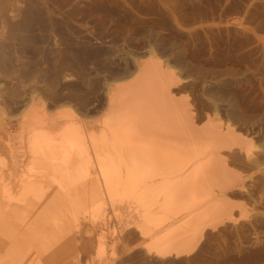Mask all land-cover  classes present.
I'll return each instance as SVG.
<instances>
[{
    "label": "rangeland",
    "instance_id": "374dc122",
    "mask_svg": "<svg viewBox=\"0 0 264 264\" xmlns=\"http://www.w3.org/2000/svg\"><path fill=\"white\" fill-rule=\"evenodd\" d=\"M148 58L175 75L172 100L187 103L201 139L210 120L223 132L231 126L244 142L216 143L224 165L239 176L234 187L214 189L232 219L206 227L191 254L157 256L170 240L191 236L177 230L202 209L190 195L195 187L177 198L184 176L145 162L140 173L150 189L142 196L118 189L103 193L101 207L52 212L42 205L40 227L21 211L15 224L31 233L0 237L10 238L0 240V264H264V0H0L3 186L47 167L29 151L23 123L29 107L51 123L72 111L81 128L99 124L113 92ZM90 155L93 166L76 175L78 182L99 174ZM145 209L152 216L146 236L139 227Z\"/></svg>",
    "mask_w": 264,
    "mask_h": 264
},
{
    "label": "bare ground",
    "instance_id": "6f19581e",
    "mask_svg": "<svg viewBox=\"0 0 264 264\" xmlns=\"http://www.w3.org/2000/svg\"><path fill=\"white\" fill-rule=\"evenodd\" d=\"M160 62L148 58L131 79L119 84L109 99V111L99 124L88 123L81 128L72 111L62 113L52 123L35 106L25 111L23 123L29 133V151L32 157L42 156L47 167L43 173L5 186L7 171L0 169V237L31 233L15 224L14 218L23 210H27L25 221L31 220L34 227H40L46 222L42 210L56 212L65 205L101 207L103 193L111 196L118 189H124L129 196L136 193L142 196L150 189V182L140 173L146 170L140 167L145 162H154L161 169L171 167L184 176L177 198L191 195L195 205L202 209L187 226L177 230L186 235L191 232V236L170 240L157 251V256L191 254L206 227H216L226 218L232 219L230 205L220 201L223 196L219 200L214 189L231 187L239 176L224 165L216 143L219 137H228L230 145L244 142L235 139L238 135L231 126L223 132L222 126L219 129L210 120L204 124L207 138L201 139L187 103L182 105L172 100L170 88L177 79ZM54 129L60 131L58 138L52 134ZM91 153L99 174L78 182L76 175L93 166ZM128 161L133 165L123 167ZM192 187H195L194 195L189 191ZM18 196H23V200L16 201ZM42 205L44 208L40 210ZM144 211L139 227H143L142 234L146 236L150 233L147 222L152 216L147 209ZM156 224L160 226L162 221Z\"/></svg>",
    "mask_w": 264,
    "mask_h": 264
}]
</instances>
